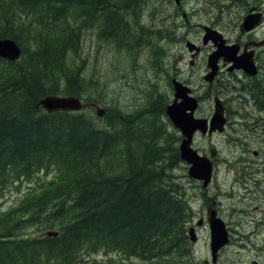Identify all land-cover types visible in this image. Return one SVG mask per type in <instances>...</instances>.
<instances>
[{
	"label": "trees",
	"instance_id": "obj_1",
	"mask_svg": "<svg viewBox=\"0 0 264 264\" xmlns=\"http://www.w3.org/2000/svg\"><path fill=\"white\" fill-rule=\"evenodd\" d=\"M143 1L0 0V39L23 49L15 63L0 58V184L57 173L5 216L0 264H91L99 249L154 264L189 257L186 205L169 175L178 154L162 142L163 98L135 117L113 110L101 126L89 114L38 105L96 89L74 62L84 29L99 24L102 38L123 48L136 38L125 15ZM49 227L59 235H36Z\"/></svg>",
	"mask_w": 264,
	"mask_h": 264
},
{
	"label": "flooded vegetation",
	"instance_id": "obj_2",
	"mask_svg": "<svg viewBox=\"0 0 264 264\" xmlns=\"http://www.w3.org/2000/svg\"><path fill=\"white\" fill-rule=\"evenodd\" d=\"M231 7L232 28L226 36L229 45L237 46L230 50L234 52L231 63L220 59L210 78L208 57L215 49L204 46L195 56L177 50L178 59L167 69L169 104L175 101L178 82L187 92L188 105L193 107L183 114L185 118L193 124L196 120L207 121L206 132L194 133L192 147L207 156L213 167L207 185L187 174L183 178L194 205L187 226L200 240L203 233L209 232L210 215L214 214L229 232L228 244L213 259L208 250L203 252L197 247L199 241L191 245L199 257L198 264H264V0H233ZM245 19L249 21L242 26ZM237 60H242L244 67H237ZM177 101L183 104L181 98ZM216 108L222 110L225 122L220 128L218 120L211 131ZM170 129L180 146L183 133L171 124ZM188 168L184 164L186 171Z\"/></svg>",
	"mask_w": 264,
	"mask_h": 264
},
{
	"label": "rangeland",
	"instance_id": "obj_3",
	"mask_svg": "<svg viewBox=\"0 0 264 264\" xmlns=\"http://www.w3.org/2000/svg\"><path fill=\"white\" fill-rule=\"evenodd\" d=\"M228 1L230 2V0H182V6L176 7L174 0H162L157 6H155L157 2L149 5L145 14L142 13L144 7H138L137 18H130L127 21L131 32L136 35L134 40L136 55L130 54L125 45L123 48L112 46L103 40L98 32L86 31L75 57L80 62L82 70L86 71L92 85L96 87L95 91L87 96L89 103L98 105L88 106V112L97 119L94 120L95 123L101 126L113 117V110L119 112L115 114L117 116L122 113L131 117L141 115V111L155 97L157 80L160 81L162 92L167 90V84L162 81L160 75L168 67L167 53L164 50L173 49L184 38L201 42L204 33V31L201 33V30H204V26H211L226 35L229 34L231 27H229ZM236 1L243 2V0ZM152 24L158 27L162 41L154 39L150 32L143 28ZM94 27L101 32V28ZM169 27L178 30V35L173 37V41L167 38ZM148 41L160 45L157 55L149 48ZM98 109L105 110L104 118H97ZM182 172H184L183 165L173 172V176L182 180ZM54 177L55 172L49 169L34 183H30L26 178L2 183L0 185L1 226L4 224L5 216L19 208L29 193L34 192L40 185H47ZM205 236L207 240L204 239ZM208 242L209 233L208 235L203 233L199 249L206 252ZM91 258L94 264H154L126 258L118 252L99 251Z\"/></svg>",
	"mask_w": 264,
	"mask_h": 264
},
{
	"label": "water",
	"instance_id": "obj_4",
	"mask_svg": "<svg viewBox=\"0 0 264 264\" xmlns=\"http://www.w3.org/2000/svg\"><path fill=\"white\" fill-rule=\"evenodd\" d=\"M209 40H212L218 48L223 49L224 40L218 32L207 29V34L204 38V43H207ZM189 46L192 48L191 45ZM20 53V49L14 42L9 40H0L1 57L15 61L20 56ZM218 57V54H214L213 56H211L210 61L213 67L216 65V60ZM41 104L48 112L57 110H78L81 108L79 100L72 97H47L41 101ZM169 113L171 115L172 120L176 124L186 121L181 116L180 110L175 109V107L170 108ZM183 124H181L180 127H182ZM196 128H198L196 124H194L193 129H187L186 126L183 128L184 134L188 137V140H185L181 146V157L193 165L190 170L191 176L196 178H205L206 181H208L211 178V162L207 158L200 157L196 152L190 149L189 146L192 137V132ZM211 241V249L213 255H215L217 250L228 241L227 232L225 231L223 225L217 220L212 224Z\"/></svg>",
	"mask_w": 264,
	"mask_h": 264
},
{
	"label": "bare ground",
	"instance_id": "obj_5",
	"mask_svg": "<svg viewBox=\"0 0 264 264\" xmlns=\"http://www.w3.org/2000/svg\"><path fill=\"white\" fill-rule=\"evenodd\" d=\"M201 28V27H200ZM202 31H204V30H201V33H202ZM240 32V31H239ZM27 35V34H26ZM168 36V35H167ZM203 36V35H202ZM165 38H166V36H165ZM31 40V39H30ZM35 40V39H34ZM33 42V41H32ZM35 43V42H34ZM212 48V47H211ZM139 52V51H138ZM141 52V51H140ZM71 54H72V52H71ZM139 54V53H138ZM137 54V55H138ZM199 54V53H198ZM140 55V54H139ZM139 55H138V57H139ZM179 56V55H178ZM76 58V57H75ZM184 58V57H183ZM137 59V58H136ZM178 59V58H177ZM180 63V62H179ZM207 63V62H206ZM176 64V63H175ZM208 64V63H207ZM178 65V64H177ZM163 68V67H162ZM171 68H172V66H171ZM169 69V68H168ZM176 69V68H175ZM178 69V68H177ZM174 70V69H173ZM159 71V70H158ZM174 71H177V70H174ZM169 72V71H168ZM158 73V72H157ZM160 73V72H159ZM170 74V73H169ZM179 74V73H178ZM174 74H172V76H173ZM171 76V75H170ZM168 77V76H167ZM174 78V77H173ZM192 78V77H191ZM170 80V79H169ZM175 81V80H174ZM237 82V81H236ZM245 82V81H244ZM169 83V82H168ZM174 84V83H173ZM219 85V84H218ZM259 85V84H258ZM205 86V85H204ZM220 86V85H219ZM169 88V87H168ZM214 88V87H213ZM241 88V87H240ZM171 90V89H170ZM243 92V91H242ZM257 92V91H256ZM235 94V93H234ZM243 96V95H242ZM248 96H249V94H248ZM170 97V96H169ZM250 99V98H249ZM245 100V99H244ZM248 100V99H247ZM163 105V104H162ZM260 105V104H259ZM160 107V106H159ZM164 107V106H163ZM255 107V106H254ZM258 107V106H257ZM161 108V107H160ZM159 109V108H158ZM158 111H160V109L158 110ZM97 117H100V116H97ZM101 118V117H100Z\"/></svg>",
	"mask_w": 264,
	"mask_h": 264
}]
</instances>
